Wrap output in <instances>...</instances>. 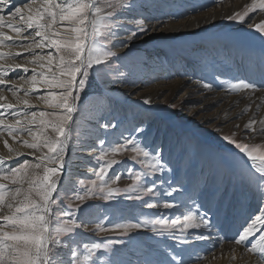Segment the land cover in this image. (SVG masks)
<instances>
[{
  "label": "rangeland",
  "instance_id": "1",
  "mask_svg": "<svg viewBox=\"0 0 264 264\" xmlns=\"http://www.w3.org/2000/svg\"><path fill=\"white\" fill-rule=\"evenodd\" d=\"M112 2L116 3L117 0ZM252 2L132 0L131 10L116 9L111 18V22L116 25L112 29L116 35L104 42L113 55L104 65L89 70L86 87L80 93L76 122L83 134L78 142L74 136L69 144L64 173L59 178L58 193L54 194L58 207L54 206L52 220L63 221L67 217L61 213L69 205L74 209L81 204L73 196L77 191L83 192L80 179L87 182L95 178L93 169L97 161L94 157L98 154L100 139L111 144L122 137L135 136L142 146L160 151L166 167L163 172L148 178L149 186L155 181L156 196L129 200L127 194L122 192L112 200L95 197L85 200L81 210L71 217L81 223V227L75 229L74 234L62 238L67 240L68 247L79 246L82 252L84 244H107L113 241L108 244L107 250L101 248L97 251L94 257L98 258L97 264H109V260L117 264H144L145 259H150L153 264H172V254L181 257L183 264H210L223 258L225 246L229 242L234 243L238 231L246 224L243 222L245 215L240 218H244L240 224H236V217H227L230 213L228 202H232L239 210L237 198L240 189L245 191L246 205L252 209L246 218L259 214L258 210L264 207V203L255 184L247 179L246 157L222 139V136L235 133L238 141L264 144V136L258 132L254 135L244 127L250 118H264V101L257 96L263 91L264 80H250L258 79L260 71L257 72L255 66L251 65L236 71L229 67V64L236 62H256L257 67L264 70L262 54L252 47L238 42L234 44L228 39L230 33L250 35L256 24L264 23V11L258 9L250 12L244 23L228 19L233 13L243 12ZM141 17L150 21L145 25L149 29L146 34L139 32L132 22ZM191 22L196 24L194 28L190 27ZM132 30H136L138 35L129 40ZM195 31H201V35L196 37L192 34L189 40L182 38L186 33ZM40 51L36 49L37 53ZM48 51L50 49L44 50L45 53ZM28 67L31 69L32 66ZM120 72L125 75L120 76ZM30 74L31 71L27 76ZM20 75H23L21 71L10 75L8 79ZM240 79L256 84L258 91L233 93L226 90L229 81L235 83ZM205 83L210 84L211 88H204ZM20 84L22 82H18L15 87L20 88ZM28 87L23 84V88ZM49 91L59 92L60 89L41 87L38 93H31L29 103L35 107L26 110L53 111L34 98L37 94ZM5 92L12 97L10 92ZM145 99L151 101L148 106L153 108L143 103ZM17 106V110H25L23 104ZM245 108L249 110L244 112ZM102 124L115 127L103 128ZM138 127L143 131L136 132ZM255 127L258 130L259 124ZM4 140L15 152L20 153L19 158L9 160L10 154L4 146ZM25 140L31 142V137L24 134L13 141L5 134L0 138V158H3L5 168L24 160L36 162L34 158L41 153L24 147L22 142ZM94 147L97 150H90ZM133 155L124 152L116 157L121 163H117L111 171L123 175L113 187L126 189L132 183L125 169L146 170L139 163L132 162ZM37 171L42 172V169ZM170 187L177 188L172 196L159 194ZM147 200L158 202V206L147 208L144 206ZM165 201L173 202L175 207L163 208ZM190 208H199L201 215L206 213L210 226L189 229L186 244H179L168 234L157 236L150 228L133 230L126 235L119 231L96 230L97 223L112 229L118 223H136L145 217L156 219L162 216L171 222L173 219H182V214ZM200 234L209 239H195ZM174 235L179 237V231L174 230ZM68 247L61 249L65 264Z\"/></svg>",
  "mask_w": 264,
  "mask_h": 264
},
{
  "label": "snow or ice",
  "instance_id": "2",
  "mask_svg": "<svg viewBox=\"0 0 264 264\" xmlns=\"http://www.w3.org/2000/svg\"><path fill=\"white\" fill-rule=\"evenodd\" d=\"M117 8L131 10L132 0H117L116 3L112 0H24L20 6H13L12 0H0V101L6 100L5 91L10 92L16 100L15 104L0 103V137L6 134L15 141L27 134L31 142L25 140L23 146L41 153L34 158L36 162L24 160L7 168L3 166V158H0V213H3L0 215V264H65L61 249L68 247V244L62 238L74 234V230L81 227V223L71 217L81 210L85 200L93 197L112 200L122 192L127 194L129 200H142L145 196L157 195L155 181L149 186L148 178L165 170L160 151L149 150L131 135L111 144L100 139L98 154L94 157L97 161L93 169L95 178L87 182L80 179L83 192L77 191L73 196L81 204L74 209L69 205L61 213L67 217L63 221L52 220L54 206L58 207L54 194L58 193L59 178L64 173L69 144L74 136L78 142L83 134L76 122L80 93L86 87L89 70L104 65L113 55L104 42L116 35L112 31L116 25L111 22V18ZM257 9L264 11V0H253L243 12L233 13L228 19L244 23L249 13ZM132 22L139 32L146 34L149 31L145 25L150 21L146 17ZM254 30L264 36V23L256 24ZM137 35L138 32L132 30L128 38L131 40ZM36 49L41 51L37 53ZM45 49L50 51L45 53ZM28 65L32 66L31 76H27ZM17 69H21L25 75L8 79L9 73ZM119 75L124 76L125 73L120 72ZM18 82H22L20 89L15 87ZM23 84L29 87L23 88ZM41 87L60 89L59 92L49 91L34 97L53 111H27L35 107L29 103L31 93H38ZM203 87L210 89L211 85L205 83ZM226 90L233 93H255L258 87L240 79L235 83L229 81ZM19 91H23V96H18ZM143 103L147 105L151 101L145 99ZM18 104H23L25 110H16ZM248 110L245 108L244 112ZM257 124L258 130L255 127ZM101 127L115 125L102 124ZM244 127L254 135L258 132L264 136V118H250ZM135 131L139 133L143 129L138 127ZM222 139L246 157L247 179L255 184L264 203V144L238 141L235 133L222 136ZM4 146L10 154L9 159L12 155H20L9 147L7 140H4ZM124 152L133 153L132 162L139 163L146 170L140 172L125 169L132 183L128 188L120 189L113 185L121 180L123 173L111 170L117 163H121L116 157ZM41 169L42 172L37 171ZM176 191L177 188L170 187L159 194L172 196ZM144 206L156 208L158 202L147 200ZM162 206L172 209L175 204L165 201ZM258 212L246 221L233 242L254 254L257 264H264V207ZM201 226H210L206 213L201 215L199 208H190L182 214V219H173L171 222L162 216L156 219L145 217L136 223H118L112 229L97 223L96 230L119 231L126 235L133 230L150 228L157 236L168 234L179 244H186L188 230L199 229ZM174 230L179 231V237H175ZM257 233L258 238L251 242L250 238L256 237ZM195 239L208 240L209 237L200 234ZM111 243L113 241L107 244H84L82 252L79 246L68 247L67 264H97L98 258L94 259L97 251L101 248L107 250ZM249 243L251 246H248ZM170 260L172 264H183V259L176 254H172ZM109 264L117 262L109 260ZM144 264L153 262L145 259Z\"/></svg>",
  "mask_w": 264,
  "mask_h": 264
},
{
  "label": "bare ground",
  "instance_id": "3",
  "mask_svg": "<svg viewBox=\"0 0 264 264\" xmlns=\"http://www.w3.org/2000/svg\"><path fill=\"white\" fill-rule=\"evenodd\" d=\"M23 2H24V0H12V4L13 5L14 4H17V5L18 4H21L22 5ZM197 18H199V17H197ZM191 23H189L190 24V27L191 28H194V26H196V24L192 23L193 25H191ZM190 32H192V31H190ZM200 32L201 31H198V32L195 31V33H189V34L186 33L185 36L182 37V38H184L185 40H189V39H191L192 34H195L196 37H199L198 35H201ZM228 39H230L234 44L236 42H238L239 44L247 45L249 48L252 47V48L256 49L260 54H262V58L263 59H262L261 63L262 62L264 63V36L259 35L258 32H256L255 30H253V31H251V34L250 35L247 34V33H245V34H243V35L240 36L237 33H235V34L230 33ZM249 65L255 66L254 68L257 70V72L260 71V74H259V78L258 79L257 78L256 79L252 78L250 80L251 81L252 80H255V81L257 80L258 81L259 79H263L264 80V70H262L259 67H257L258 66V63H256V62H253V63L250 62V64L249 63H246V62H244V63L236 62V63L229 64V67L233 68L236 71V70H239V68L246 67V66H249ZM20 71H21V73L23 75H25L22 72L21 69H17V70H15L13 72H10L9 73V76L12 75V74H14V73L20 72ZM30 71H31V69L29 68V72ZM247 74L249 75V73H247ZM20 86H21V84H20ZM20 88H18V89H20ZM21 93H23V91H19L18 92V96H20ZM261 94L260 95L257 94V96L264 101V96H263V94H264V88H263V91L261 92ZM4 95L6 96V100L0 101V103H13V104H15V102H14L15 100L11 96H9L6 92H4ZM257 100H259V99H257ZM148 105L149 104H147V106ZM148 107L149 108H153V106H148ZM17 108H18V106L16 105V110H17ZM19 157H20V155L19 156L12 155L11 156V159H9V160H15V159H17ZM237 199H238L237 202L239 204L237 206H238L239 210H237L233 206V203L232 202H228L227 203V209L230 208V209H228V210H230V213H228V216L227 217H229V216L231 218L232 217H236L237 218V220H235L237 222L236 224H240L241 221L244 219V218L240 219L243 215H245V219L243 220V222L249 221V219L246 218V217H249L250 211L252 209L248 208L247 205H246L247 198H246V193H245L244 190H242V189L239 190V195H238V198ZM224 204H225V202L222 203L221 205L224 206ZM258 236H259V233H257L256 237L250 238V240H253V242H255V239L258 238ZM224 249H225V251L223 253L224 254L223 258L216 259V260L210 262V264H257V257L254 254L248 253L243 246H237L234 243H230L229 242V244H227ZM233 256H235L236 258L233 259Z\"/></svg>",
  "mask_w": 264,
  "mask_h": 264
}]
</instances>
